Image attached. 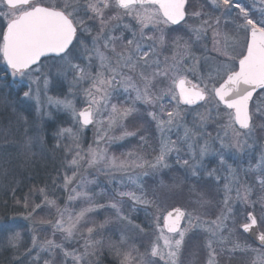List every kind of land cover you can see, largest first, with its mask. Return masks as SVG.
Masks as SVG:
<instances>
[{
    "label": "snow or ice",
    "instance_id": "snow-or-ice-1",
    "mask_svg": "<svg viewBox=\"0 0 264 264\" xmlns=\"http://www.w3.org/2000/svg\"><path fill=\"white\" fill-rule=\"evenodd\" d=\"M186 4L192 6L189 0H0V81L27 88L16 103L0 99L11 110L0 116V176L8 175L14 160L31 166L36 148L60 151L62 183L53 179V187L68 193L63 208L47 185L33 186L23 197L25 209L30 198L41 197L25 219L42 206L55 209L54 221L38 223L50 224L60 241H41L33 229L31 247L18 254L23 238L15 218L0 221V248L13 251V264L22 257L27 264H101L105 248L116 264H183L189 235L198 232L205 234L204 264L236 252L255 253L251 264H264V231H254L264 222V0H205L192 11ZM65 82L70 94H81L83 107L48 94L50 86L62 89ZM26 100L35 101L41 125L30 126L21 107ZM60 111L70 113L71 126L59 123ZM46 125L53 127L50 134ZM89 126L94 138L85 148ZM150 128L156 147L140 135L137 148L109 153L112 144ZM174 165L177 175L170 184L161 178L160 188L171 193L195 181L189 192L198 209L213 205L206 191L219 196L215 218L210 208L174 207L165 214L157 195L148 194L145 178ZM257 187L261 194L252 199ZM11 191L15 199L16 188ZM74 201L86 206L73 211ZM100 208L113 215L96 222L91 214ZM140 211L151 216L157 232L144 252L127 236L144 233L134 219ZM240 216L247 222L239 227L260 248L234 239ZM110 224L121 226L118 241L104 235ZM74 240L77 246H68Z\"/></svg>",
    "mask_w": 264,
    "mask_h": 264
},
{
    "label": "rangeland",
    "instance_id": "rangeland-1",
    "mask_svg": "<svg viewBox=\"0 0 264 264\" xmlns=\"http://www.w3.org/2000/svg\"><path fill=\"white\" fill-rule=\"evenodd\" d=\"M45 2H46V0H45ZM240 2L243 5H251L252 4V0H240ZM202 4H204V3H202ZM199 5L196 6V3H193L192 8L190 9V11L195 10V8L199 7ZM205 10L210 11V9L207 8L206 4H205ZM189 23H193V21L189 20ZM2 27H3V25L0 24V28H2ZM209 36H211L210 33H209ZM240 36L242 38L243 37V33H240ZM209 47H211L210 40H209ZM2 61L3 60L0 59V73H1L0 75H4V73L2 71V69L4 67V62H2ZM69 79H71V78L69 77ZM10 81H11V79H10ZM11 83H12V81H11ZM12 85L14 86L15 90L20 92V97L22 96V92L27 90L26 87L18 88L15 84L12 83ZM68 87H69V85H68L67 82H65V84L63 85L62 89H58V88H54V87L50 86L48 94L51 95V96H58L59 95V96H61V98L67 97V99L74 101V103L76 104L77 108L83 107V104L81 103V99H82L81 94L78 91H76V90H73L75 92V95L70 94L69 91H68ZM26 103L30 104L34 108L33 112H35V116H36L35 119L37 121V126L41 125L43 122L40 120V117H39V115L37 114V112L35 110V101L26 100ZM48 110L56 113V109H54V108L49 107ZM58 118H59V123L62 124L63 126L68 127V126L72 125V119H71L70 113L64 112V111H60L58 113ZM46 127H47V130H48V133L50 134L53 131V127L51 125H46ZM119 133H120V129L119 128L114 130V134L115 135H119ZM93 138H94V129L91 126L90 128L85 129L84 137H83V140H84V145L83 146L85 148H87V146L92 143ZM132 138H134V137H128V138H126L123 141H119L117 143L112 144L109 147V153L110 154L114 153L115 155L120 156L121 153H124V152H127L129 150L137 148L139 146V144H140V141H139V139H137L135 137L137 139V143L138 144L137 143H133L132 141L134 139H132ZM150 138L151 137L149 136L150 143L152 144L153 147H156V140L153 139V141H152ZM173 138H175V137H173ZM53 143H54V141L51 140L50 135H49V140H48L49 148L51 147V145ZM147 150L149 152H151V149H147ZM48 151L53 156H55V158L58 160V163H59V172L58 173H60V171H61L60 170V165H61L62 153L60 151H57V152H52L50 150H48ZM38 152H39V150H38ZM170 163H173V162L170 161ZM17 165L21 166L19 163ZM245 166H246V164H245ZM174 167H175V165H174ZM9 169H10V165H9ZM166 171L167 170H165L164 172H166ZM89 172L95 173V169H89ZM160 174L161 173L153 174L152 176H149V177L145 178V189L147 190L148 194H149V192H151V194H150V196H151L153 194L158 195V193H161L162 194L161 199L165 200L166 202L168 201V199H170V197H172V195L173 196H176V195L177 196H182L183 193L180 192L179 189L170 193L167 190L160 188V185H159V181L161 179L160 178ZM9 175H10V170H9V173H8L7 176H0V181H3L4 177L7 178ZM2 177H3V180H2ZM152 180H156L157 183H158L157 186H155L154 188H153V186L151 184ZM99 181L101 183V186H104V185L107 184L106 177H104L103 175L99 176ZM164 182H165V180H164ZM61 183H62V179L60 178V180L57 182V185H59ZM166 184H169V183H166ZM150 185H151V187H150ZM92 187H93L94 191H97V192L99 191V188H97L95 186H92ZM108 187L110 188L111 186H108ZM129 187H131V186H129ZM260 194L261 193L259 191V188L257 187L256 190L253 193L252 199H256V197L258 195H260ZM49 195H50V197H52V198L57 200V204L61 208H63L65 206V204L67 203L68 193L66 191H64L60 187H53L52 186L49 189ZM182 198L183 199H180L179 201H177V203H174V204H173L174 201H171L170 203H166V205H165V202H161L160 201L161 199L158 200V202L161 203V207H162V209H164V213L165 214H166L167 211L172 210V208H174V207L187 208L189 210H192L194 208L198 209V206L195 203H193V200L196 199V196H195L194 193H191V192L187 191L186 193L183 194ZM96 199L98 200L99 203L104 204V203L107 202L108 197L107 196H97ZM83 206H86L83 201H74L70 205V208L73 211H78ZM256 207L258 209L259 205L257 204ZM207 208L208 207H206L205 209H198V210H200V211H208L209 208L208 209ZM211 210H213V209L211 208ZM148 211L149 212H154L155 210L154 209H149ZM39 212H42L43 216H41V217H39V216L38 217H34L33 216V218L31 220H28V219L24 218V216H25L24 215V216H22V218L19 219V220H22L21 221L22 225L25 226V228H26L25 234H26V241L28 242V245L26 246L27 248L31 247V237L33 235V229H35V234L38 236L39 240H41V241L46 239V238H54L57 241H60L62 239V236H61L60 233H56L55 237H53V228H52V226L50 224H40V223H38V221L40 219L53 220L54 221L56 219V211H55V209L47 207V206H42L40 209H37V211H36V213H39ZM216 212L217 211H215L214 214H213V212L210 211L209 212L210 218H215ZM112 215H113V212H112L111 209L100 208V209H97L94 213L91 214V219L95 220L96 222H101L106 217H109V216H112ZM147 216H149V215H146L144 211H140L138 214H134V219H135L136 223L140 224L141 226H144L146 224L145 226H147V227L144 228L145 229L144 233H140V232H137V231H134V230L127 232L128 243L129 244H135L140 249V252H144L146 250V248L149 246V244L152 242V240L157 235V232H156L154 226L151 224V219H152L151 216H149L150 219ZM239 220H241V216L238 218V221ZM244 220H245L244 222H247L246 219H244ZM160 223H161V226H162L163 225V220L162 219H161ZM262 223H263L262 225L264 227V222H262ZM119 227H121V226L116 225V224H110L106 228V230L104 232V235L106 237L110 236L114 241H118L120 233H119V231H117V229ZM263 229L260 226V230L264 231ZM236 233H237V231H236ZM238 234H239V232H238ZM191 235L192 234H190L189 236H191ZM196 235H197V237H198V235H204L205 236V234L203 232H198ZM236 235H235L234 239H238L240 241V238L238 236H236ZM161 243H162V241H161ZM241 243H245V242H241ZM247 244L251 245L249 243H247ZM68 246H70V247L71 246H77L76 245V241L75 240L72 241ZM252 247L253 248H257V247H254V246H252ZM250 254H251V256H253L252 257V259H253L255 257V253H251L250 252ZM205 259H206V251H205V254H204V261H205ZM220 260H219V264H221ZM101 264H116L114 255L112 253H110L107 248L104 249V254L101 257ZM199 264H204V263H199Z\"/></svg>",
    "mask_w": 264,
    "mask_h": 264
},
{
    "label": "trees",
    "instance_id": "trees-1",
    "mask_svg": "<svg viewBox=\"0 0 264 264\" xmlns=\"http://www.w3.org/2000/svg\"><path fill=\"white\" fill-rule=\"evenodd\" d=\"M189 3L193 5V3H196V6L202 3H205L204 0H189ZM192 8L187 7V10L190 11ZM1 74V73H0ZM7 98V100L16 103L20 98V92L15 90L14 86L12 85L11 81L9 82L0 81V99ZM22 108H25V114L28 116L29 124L30 126H37L36 116L34 108L25 102L24 105H21ZM11 115V110L8 109L7 111L4 110L2 106H0V116H9ZM139 123H142V121L137 120L136 126L139 125ZM129 130H132L134 127V124L132 121L127 122ZM140 135H147L150 136L151 140L155 139V131L154 128H150L148 132H144L143 129L138 133L137 136H135L137 139H139ZM259 135V132H258ZM134 139L132 142L137 143V139ZM138 144V143H137ZM39 148L34 149L36 152V156L33 158L34 162L31 166L23 167L19 166L18 161L14 160L13 163L10 165V175L6 178L2 177L3 181H0V221H7L11 218H15V222L18 225V228L16 230L21 232L22 235V246L19 250L18 254H23L26 246L28 245V242L26 241V228L22 225V220H19L22 218V216L26 215L28 211L32 210V207L34 204L41 203V197L39 195H36L33 198H30L29 200V208L25 209L23 206V197L29 193V189L33 186L36 187H42L47 185L50 189L53 186V179H56V184L60 180L59 176V163L58 160L53 156L49 151H45L43 153L38 152ZM178 170L176 167L173 168V170H167L166 172H162L160 174V178L164 179L166 183H172V177L177 175ZM182 175V172L179 173ZM157 179V178H156ZM195 183V181H190L186 183L183 188L179 189L180 192L183 194L189 191L190 184ZM153 188L157 186V181L152 180L151 182ZM151 187V185H150ZM12 188H16L15 191V199L13 198ZM200 186L198 185V190ZM158 193V192H157ZM151 192H149V195ZM182 196H173L168 199L166 202L165 200H162V194L158 193L157 197L158 200L161 202L170 203L171 201H174V203H177L180 199H183ZM206 198L213 200V205L207 206L208 208H212L211 212L218 211V206H215V201L219 199V196H217L214 192H207L205 193ZM56 196V195H55ZM16 200H20L21 203H16ZM207 208V209H208ZM42 212L35 213L34 217H41ZM144 215V214H143ZM149 219L150 217L147 216ZM241 216V220L237 222L236 229H237V235L240 238V242H247L251 244V246L257 247L251 240L245 236V234L242 232L239 225L243 223L245 218ZM263 223L261 222L259 225L263 229ZM146 225V224H145ZM142 226L143 228H146L147 226ZM264 230V229H263ZM239 232V234H238ZM203 246V247H202ZM195 253V256L192 254ZM204 254H205V248H204V235H191L189 236L184 254L182 256V262L183 264H199L204 263ZM13 257V251L12 250H4L3 248H0V264H13L12 261ZM252 257L250 252L249 253H240L236 252L234 256L231 259H228V254L225 253L223 256L220 257L221 264H250L252 261ZM197 262V263H196ZM18 264H27V260L22 257V259L18 262Z\"/></svg>",
    "mask_w": 264,
    "mask_h": 264
},
{
    "label": "water",
    "instance_id": "water-1",
    "mask_svg": "<svg viewBox=\"0 0 264 264\" xmlns=\"http://www.w3.org/2000/svg\"><path fill=\"white\" fill-rule=\"evenodd\" d=\"M186 7H187V4H186ZM242 231H243V229H242ZM254 231H256L257 233L260 231L259 225H257V227H256V229ZM244 234H245V236H247L248 238H250L255 244H257L258 246H260L259 241L256 240V239H254V237H253V235L251 233H244Z\"/></svg>",
    "mask_w": 264,
    "mask_h": 264
},
{
    "label": "flooded vegetation",
    "instance_id": "flooded-vegetation-1",
    "mask_svg": "<svg viewBox=\"0 0 264 264\" xmlns=\"http://www.w3.org/2000/svg\"><path fill=\"white\" fill-rule=\"evenodd\" d=\"M3 62V61H2ZM10 80V79H9ZM9 80H6L7 82H9ZM91 127V126H90ZM90 127H88V128H90ZM258 214V213H257ZM250 239V238H249ZM252 242V241H251ZM254 243V242H253ZM255 244V243H254ZM258 246V245H257ZM258 247H261V246H258Z\"/></svg>",
    "mask_w": 264,
    "mask_h": 264
}]
</instances>
